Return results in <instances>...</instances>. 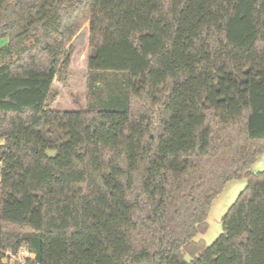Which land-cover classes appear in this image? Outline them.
Wrapping results in <instances>:
<instances>
[{"label":"trees","instance_id":"1","mask_svg":"<svg viewBox=\"0 0 264 264\" xmlns=\"http://www.w3.org/2000/svg\"><path fill=\"white\" fill-rule=\"evenodd\" d=\"M2 42L0 264H264V0H0Z\"/></svg>","mask_w":264,"mask_h":264},{"label":"rangeland","instance_id":"2","mask_svg":"<svg viewBox=\"0 0 264 264\" xmlns=\"http://www.w3.org/2000/svg\"><path fill=\"white\" fill-rule=\"evenodd\" d=\"M2 42L0 45H4ZM86 40L83 35L79 36L76 43V51L71 67L70 89L63 90L61 85L57 84L55 90L59 93L56 107L60 109H74L71 103L74 99H78L81 107H85L86 94ZM10 60L0 54V65L8 63ZM98 87H101V82H97ZM112 89L111 85L108 90ZM110 92V91H109ZM108 92V93H109ZM254 173L264 172V152L257 156L255 164L252 168ZM246 179L232 180L226 183L222 192L213 201L206 222L204 232L197 235L195 242L203 244V246H211L223 233L222 221L228 210L236 202L239 195L247 187ZM184 259L189 262L192 256L188 252H184ZM6 262V261H5ZM11 264L15 262L11 261Z\"/></svg>","mask_w":264,"mask_h":264},{"label":"built area","instance_id":"3","mask_svg":"<svg viewBox=\"0 0 264 264\" xmlns=\"http://www.w3.org/2000/svg\"><path fill=\"white\" fill-rule=\"evenodd\" d=\"M7 258L11 259L13 262H18L19 264H28L27 261H32L31 254L27 251H21L18 254L14 255L12 252L8 251L6 253ZM8 260V259H7Z\"/></svg>","mask_w":264,"mask_h":264}]
</instances>
